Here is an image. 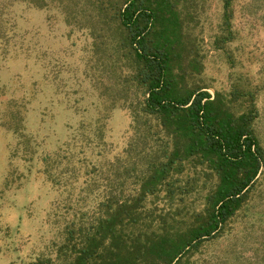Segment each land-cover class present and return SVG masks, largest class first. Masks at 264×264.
<instances>
[{
  "label": "rangeland",
  "instance_id": "374dc122",
  "mask_svg": "<svg viewBox=\"0 0 264 264\" xmlns=\"http://www.w3.org/2000/svg\"><path fill=\"white\" fill-rule=\"evenodd\" d=\"M125 0H0V264H73L122 204L124 253L204 215L218 176L185 163L138 202L150 167L170 149L124 48ZM194 88L233 95L253 111L264 151V0L179 6ZM104 248L111 246L110 240ZM140 264H164L149 256ZM178 264H264V167L243 207Z\"/></svg>",
  "mask_w": 264,
  "mask_h": 264
},
{
  "label": "trees",
  "instance_id": "16d2710c",
  "mask_svg": "<svg viewBox=\"0 0 264 264\" xmlns=\"http://www.w3.org/2000/svg\"><path fill=\"white\" fill-rule=\"evenodd\" d=\"M184 0H125L118 12L124 48L129 52L135 82L146 95L142 111L154 116L170 139L144 178L138 202L154 194L185 163L205 166L219 178L206 199L204 215L186 232L164 233L148 240L144 251L124 253L118 226L136 221L135 206L122 204L99 233L73 247V264H140L154 256L178 264L206 240L219 236L224 225L245 204L264 167V151L255 134L256 114L232 111L233 95L194 88L188 69L202 73L197 57L186 58L187 43L179 6ZM110 240L111 246L104 248ZM122 242V243H121Z\"/></svg>",
  "mask_w": 264,
  "mask_h": 264
}]
</instances>
